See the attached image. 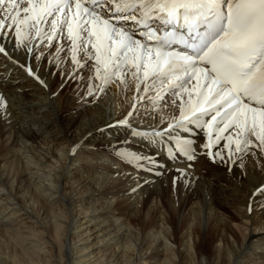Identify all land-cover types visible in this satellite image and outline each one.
<instances>
[{
	"label": "bare ground",
	"instance_id": "6f19581e",
	"mask_svg": "<svg viewBox=\"0 0 264 264\" xmlns=\"http://www.w3.org/2000/svg\"><path fill=\"white\" fill-rule=\"evenodd\" d=\"M76 13H69L74 27ZM27 15L33 25L38 10ZM62 15L45 17L36 25L39 32L23 23L17 32L12 20L0 27V46L8 53L0 52V264H264V194L253 196L264 185V145L253 135L244 151H236V130H216L227 118L211 121L213 105L200 119L210 127L181 118L182 109L192 118L189 95L194 106L209 83L203 73L181 89L157 94L164 84L155 82L145 91L132 72L139 64L143 76L149 50L133 48L127 64L121 57L117 76L107 83L97 78L88 63L99 55L103 72L106 49H119V35L101 43L82 33L76 42L79 63H73L67 25L58 21L53 30L51 23ZM104 15L89 25L91 32H104ZM121 25L135 26L126 19ZM121 73H127L125 83L117 78ZM77 110L90 120L87 127L64 119ZM260 114L256 110L257 131ZM50 127L63 137L53 134L48 141ZM214 131L235 139L231 151L224 144L216 150L223 169L208 164L204 145ZM128 132L143 144L124 139L118 150L88 142L95 134ZM161 137L174 146L172 155ZM185 142H192L195 159L178 150L176 144ZM145 154L152 159L149 170L135 161Z\"/></svg>",
	"mask_w": 264,
	"mask_h": 264
},
{
	"label": "snow or ice",
	"instance_id": "6c2138e0",
	"mask_svg": "<svg viewBox=\"0 0 264 264\" xmlns=\"http://www.w3.org/2000/svg\"><path fill=\"white\" fill-rule=\"evenodd\" d=\"M105 5L108 6L112 15L137 24H144L145 27H148L149 19H162L165 24H176L183 21L184 26L193 34L185 39L183 34L166 33L158 41L160 50L152 55L150 61L143 64V76L140 74L142 69L139 64L133 65L136 71L132 72V76L143 83L144 90L147 91L151 87L147 83L149 79L152 80L153 85L157 79L163 84L169 81L172 75L182 70L186 79L179 83V87L184 88L185 84L196 77L198 61L211 65L210 70H207L210 83L203 86L205 91L199 94L194 106L191 105L192 97L189 95L188 111H191L192 118L188 117L184 109L181 110V118L186 119L190 124L196 123L201 127H210L209 121L200 124L201 116L209 113L207 106L227 105L230 109L224 112L227 122L218 131L228 128L236 130L235 150L244 151L252 143L251 136L253 135L261 145H264V120L261 122L260 131H257L256 109L251 108L244 100L247 98L248 101H256L261 108H264V0H91L90 4L87 0L83 3L81 0H75L74 7L77 10L75 27L69 19V13L73 8L71 0H38V2L29 4H25L24 0H0V27L4 26L6 20H12L19 32V25L22 23L36 27L44 21L45 17L61 13L63 15L53 19L51 23L53 30L56 29L58 21L61 27L67 25L69 39L73 44V63H79L76 58V42L82 33H86L88 37L96 35L101 43L105 40L112 41L113 37L119 35L121 38L119 49L113 50L110 46L106 49L108 56L103 61V72L99 66L100 56L94 57L98 65L97 78L107 83L112 80V77L117 76L116 69L121 67V57L127 64L128 51L135 47H144L146 54L147 48L142 45L141 41L133 39L134 33L125 31L118 25L110 24L108 19H103L105 26L103 33L97 34L89 30V25L101 21ZM21 10L25 14L23 19L20 18ZM33 10H38L36 23L28 25L30 17L27 14ZM129 10H131L130 14ZM36 31L39 32L38 27ZM48 38L50 39L51 36L49 35ZM174 42L191 48L192 55L162 50L170 48ZM93 48H96V45H93ZM0 52L8 54L3 46H0ZM126 75L127 73H121L117 78L121 79V83H125L123 76ZM137 90H140L139 86ZM220 114L218 107L211 116V121H216ZM129 115L131 116L132 113L130 112ZM260 115L264 117V112ZM250 119L251 126L248 123ZM215 138L217 141L228 139L230 143L233 142L232 136L217 135ZM191 144L192 142L179 144L178 150L187 160L195 159ZM215 155L220 156V152H216ZM262 194H264V185L258 187L253 196Z\"/></svg>",
	"mask_w": 264,
	"mask_h": 264
},
{
	"label": "rangeland",
	"instance_id": "374dc122",
	"mask_svg": "<svg viewBox=\"0 0 264 264\" xmlns=\"http://www.w3.org/2000/svg\"><path fill=\"white\" fill-rule=\"evenodd\" d=\"M2 40H3V42H6V47H8L11 43L9 41V39L6 38L5 35L2 36ZM88 64L91 65L95 70L98 66L97 61H95V62L91 61ZM84 115H85L84 111L77 110L75 112H71V113L65 115L64 119H66L67 121H70V120L71 121H77L78 120L79 123L83 122L82 124L86 125V127H87L89 125L88 122L90 123V120L88 121V117H86ZM39 116H42V115H38V117ZM46 118H47V116H45V115L42 116V119H46ZM226 122H227V120L223 118V121H221V123L218 124V126H217L218 128H216V130L222 128L224 126V123H226ZM35 132L38 135L37 131H35ZM47 132H48V134H46L45 138L48 141H52L54 139V135H57L58 137H61V138L63 137V133L57 127H50L49 129H47ZM134 133H136V132H128L127 136H124V134L123 135L121 134V135H117V136H113V135L108 136L107 138H103L102 135L97 136L95 134L89 138L88 142L91 143L92 146H99V145L104 146L108 143H111V144H114V147L117 148L118 150H120V148H121L120 143H122L124 141V139H126L125 141H127V143H129L131 145L143 144V143H141L142 139H140V136L138 134L134 135ZM217 135H219L220 137H228V136H232V135H230V132H216V131H214V132H209V134H208L209 138L206 139V143L208 144V150H209L208 164L212 167L216 166V168H222L223 169V167L225 168V165H226L225 162L222 161L220 156H216L214 154H216V150L218 149L219 145H223V144H224L223 146L226 145L225 149H227V151L229 152V150L231 149V147H233V144L235 143V139L232 136L234 139L232 143H230L228 139H220L219 141H217L215 138ZM159 142L168 150L170 155L173 154L172 151H174L173 150L174 146L171 145V142L169 140L165 139L164 137H161L159 139ZM98 143H100V144H98ZM179 144H181V143L176 144L177 148H179ZM211 144H212V146H211ZM169 150H171V151H169ZM119 157H121V154H119ZM142 157H143V159H141V158L135 159L138 167L140 169H143V170H149L151 165H152L151 164L152 159L149 156H147L146 154ZM162 166L163 165H160V167H162ZM250 177L251 176H249L248 179H251ZM171 182H172V184L170 183V185H172L171 188L173 187V189H174V192H175L174 197L176 196L175 197V199H176L178 197L179 193H177L178 190L175 187V183H174L173 179L171 180ZM176 200H178V198Z\"/></svg>",
	"mask_w": 264,
	"mask_h": 264
}]
</instances>
